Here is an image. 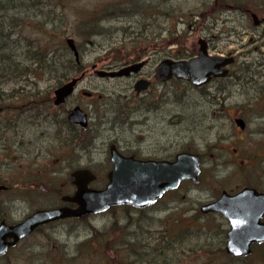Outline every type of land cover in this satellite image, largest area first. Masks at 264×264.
I'll use <instances>...</instances> for the list:
<instances>
[{"label": "rangeland", "instance_id": "rangeland-1", "mask_svg": "<svg viewBox=\"0 0 264 264\" xmlns=\"http://www.w3.org/2000/svg\"><path fill=\"white\" fill-rule=\"evenodd\" d=\"M225 2L226 0H0V33L6 35L12 32L11 35H6L7 41H3V36L0 38V55L4 58V65L15 68L14 71L18 72L3 79L4 90H9L15 84H27L24 86L25 92L44 99L52 95L59 79L67 81L84 70L86 74L78 83L69 104L79 103L86 108V100H80L79 94L81 90H86L92 93L90 101L95 105L94 108L90 105L87 109L97 113L96 116H105V121L98 124L99 128L91 133L90 142H82L83 146L75 152L59 145V142L54 143L53 137L57 133L55 125L48 122L51 118L48 116L39 125V132L43 134L39 139L38 159L33 158L38 152L35 149L29 150L28 158L25 153L22 157L18 154V158L12 160L0 156V178L7 181L11 188L0 194V213H8L11 219H19L33 209L61 202L59 195L72 191L68 186V173L81 165L91 168L98 175L99 181L103 182L104 174L109 169L106 162L107 139L116 138L121 145L126 141L131 143L134 139L131 125L119 123L113 125V129L110 126L114 116L117 120L122 119L123 115L118 113L123 111L122 107L125 105L122 103L124 95L121 92L130 94L132 82L125 78L99 77L93 73L92 65H95V69L106 70L107 64H123L124 60H118L123 59L125 51L131 52L134 47L147 44L149 39L145 35L151 32H161L159 40H169L172 53L193 51L198 46V38L206 36L211 28L208 25L207 29L196 30L195 26L200 24L197 15L232 13ZM258 3L259 0H254L253 4ZM244 5H248L247 0H239L235 3L237 7L231 10L242 11L241 7ZM219 27H222L220 21L211 31L217 47L244 51L249 46V38L246 36L220 37L217 33ZM67 37L74 39L78 58L76 60L71 57L73 64L70 69L62 65L52 68L49 64L52 58L60 61V57L63 60L69 57L64 56L62 48L63 45L67 47L64 41ZM46 50H49L46 63L36 64L35 62H39L38 54H43ZM53 51L54 54L51 55ZM45 65L46 68L42 69ZM64 71L65 75L62 77ZM230 88L232 95L225 98L223 103L217 102L215 105L207 101H201L197 105L189 97L183 102L179 98L172 99L171 118L169 117L171 125L167 128H170L169 132L177 142L171 145V152L179 150L178 147L201 152L204 155L202 179L197 186L185 182L176 189L177 192L165 194L154 207L170 209L164 212H142V220L137 223L141 225L137 227L148 228L145 224L161 222L171 225L166 230L168 236L174 235L179 228L186 230L175 238L183 236L188 239L189 235H194L193 240L196 239V234H201L199 240L204 244L203 256L207 254L205 248L214 252L217 255L215 264H264V254L257 247L250 257L232 259L224 256L223 221L212 215L203 216V220L197 221L193 213L194 208H198L212 194H218L221 189H238L246 181L259 183L264 189V135L250 132L251 127L241 130L228 115H238L239 109L243 111L244 95L249 94V89L245 85L236 84ZM33 114L36 112H30L28 117L23 115L27 120L22 119L18 123L21 127L25 125L28 133L36 127L35 123H31L34 118L30 115ZM93 120L98 121L100 117ZM257 122L262 126L261 118L258 117ZM153 137L159 143L162 136L150 134V142ZM38 166L39 180H36ZM122 206L112 207L99 214L51 222L1 256L0 264H126L137 252L132 254V246L119 244L125 237L122 229L128 228L125 224L131 225L132 219L139 218L140 215L133 209L127 210ZM193 223L195 226L191 225ZM159 228L158 225L152 226L153 231ZM206 239L207 246L204 242ZM139 252L144 251L140 249ZM203 262L206 263L205 257Z\"/></svg>", "mask_w": 264, "mask_h": 264}, {"label": "flooded vegetation", "instance_id": "flooded-vegetation-1", "mask_svg": "<svg viewBox=\"0 0 264 264\" xmlns=\"http://www.w3.org/2000/svg\"><path fill=\"white\" fill-rule=\"evenodd\" d=\"M215 1L224 2L225 0H215ZM238 1L239 0H226L224 4H227L228 7L233 9L234 7H237L235 6V3ZM247 2L248 5H244L243 7L240 6L242 8V11L240 9H236V10L230 9L229 11H233L232 13L229 12L224 14L197 15V18H199L200 20V24L195 26L196 30L200 31L203 29H207L206 26L208 25L211 27L206 36L198 38V40L202 39L204 41L206 45L207 55L220 56L225 62H227V64L222 66V69L226 70V73L223 76L211 75L212 77L207 82L201 85H194L190 81L177 78L175 75H171L170 77L164 80L158 78L155 75L156 74L155 69L163 59L188 60L197 57V51H198V46H197L193 51L190 52L177 51L176 53L174 52L172 53V49L170 47L171 45L170 41L166 40V38H164L163 41L159 40V38L161 37V32L158 33L155 32L154 34L153 32H151V34H146L145 37L147 36V39H149L148 43L141 44V46H138L139 48L134 47V49L131 51L134 55L131 56L130 58L128 57L127 59L123 58L121 60V62L124 60L123 64L117 66L114 64L106 65L107 68L106 70H117L127 65L139 64L137 68L130 70V72L127 75H120L114 77L104 76L108 78H118V79L125 78L127 80H130V83L132 82L130 94L129 93L125 94L123 91L121 92V94L125 96V97L123 96L124 101L122 102L125 104L122 107L123 111H118V113H120L121 116L123 115L122 119L117 120L114 118L115 117L114 116L110 121L111 123L110 126L113 129L114 127L113 125L119 123L120 125H123L125 123L131 125L134 131L133 133L134 139L131 142L132 144L129 141H126L125 142L126 144L124 143V145H121L120 141L116 138L109 137L107 139L108 146H107L106 162L107 165L109 166V169L112 166V163L110 161V152H109V148L111 144H114L117 151L123 156L125 157L130 156L138 161H147V160L171 161L174 159L175 155L178 152L185 151V152L197 153L200 157V173L198 176V181L194 183L190 179H184L180 182L179 187L185 182L190 183L193 186H197V184H199V182L202 179L201 177L204 169L203 166L204 155L201 152L188 149V147H178L179 150L175 151L174 153L171 152V145L177 142V140L174 137H172L171 133L169 132L170 128H167L168 126L170 127L171 125L170 118H171L172 99L179 98V101L183 102L186 101V99L189 97L190 100H194V102L197 105L200 104L201 101H207L215 105L217 102L223 103L225 101V98L232 95L230 86L235 84L237 86L245 85L249 89L248 91L249 94L246 93L244 95L245 98L243 102L245 107L243 111L239 109L238 111L240 113L238 115L235 114L236 116L230 113L228 115L231 116L233 120L236 117H241L244 120V127L241 130H245L248 127H251L253 129L249 128L250 132L252 131L258 132L264 135V129H263L264 128V0L261 1L259 0L258 4H253L254 0H247ZM219 21L222 22V27H219V29L217 30V33L220 37L230 38L231 35L232 37L239 35V36H246L249 38L248 39L249 46H246V50L241 51L236 48H228L227 50H223L222 48H219V46L217 47V45H214L213 42L214 36H212L211 31ZM228 21L230 23H227ZM190 22H193L195 24L194 21H190ZM170 32H171L170 29H168V33ZM242 48L243 46L240 49ZM85 74L86 73L84 72L83 77L85 76ZM81 79L75 85L74 91L71 93V95H69L65 99L63 103L57 106H53L52 104L53 93H52L50 98L47 99L48 109L46 114L39 113V107H38L36 114L30 116L34 118L31 121V123L32 124L35 123L36 127H34L33 131H30L29 133L27 132V127L25 125L21 127L18 126V123L19 121H22V119L27 120L28 115L30 114V112L33 111H29L28 110L29 108L21 109V110H10V109L6 110L5 108L7 107L9 108L13 107L11 103L0 105V152L3 150L2 151L3 153L0 156L12 160V159H17L18 154L20 155V157H22L21 155L25 153V156H27L28 158L30 154L29 150L35 149L38 152L34 154L33 158L38 159L39 139H40V135L43 134V132L42 134H40L39 132V125H42V122H44V120H46L48 116H51V118L48 119V122L55 125L54 127L55 130L65 129L63 123L64 120L68 121L72 126H74L75 129L76 128L77 129L82 128L84 130L87 129V132L85 133V136L84 138L81 139V141L90 142L92 136L91 133L97 130L99 128V125H101L103 121H105L104 119L105 116L104 114H102V116H96L97 113H92V111L89 108L87 109V107H89L90 105H93V108L95 107V105L92 103L93 101H90V99L92 98V93L89 91L81 90L79 93L81 95L80 100L83 99L86 100V108L80 106L79 103H74L71 105L69 104L70 102L69 99L71 98L72 95L75 94L78 83L81 81ZM75 105H79L87 114L88 124L85 128L71 122L67 118L68 109H70ZM27 112H29V114H27ZM23 115H27V117H24ZM39 115L41 116V118H39ZM95 117L96 119L100 117V120L94 121L93 119ZM258 117L261 118L262 126L260 125V122H257ZM128 119H130V121ZM254 119L256 121H254ZM150 134L152 135L157 134L159 136H162L160 139L161 141L157 143L156 137H153L152 142H150L149 139ZM80 167H87V166L81 165ZM37 168L38 169L36 170V172L38 178L36 180H39V166ZM108 170L104 174L103 182L101 180L99 181L98 175L92 170L95 173L96 178L89 183V186L95 188L103 187L107 181L106 174ZM0 185L3 186V188L0 189V194L6 193L8 192L9 189H11L7 181L2 180L1 178H0ZM68 186L72 188L71 192H73L74 187L71 184H69ZM245 186L253 187L257 191H264L261 185L254 181H248V182L246 181L242 186H240V188ZM240 188L238 189L234 188L229 190L221 189L218 194H212L207 201L202 202L198 206V208L197 207L194 208V212H193L195 213L194 215H196L195 220L197 221L203 220L204 219L203 216H208V215L215 216V218H219L223 221V223L225 224V229L223 232V242H224L223 250L225 254L224 256H229L232 259L250 257L257 248H259L261 253L264 254V241L251 243L250 244L251 251L247 255H233L227 253L225 250V243L227 240V232L230 228L227 218L220 212H215V211L203 212L201 209V205L215 200L223 190L227 191V193L229 194H233ZM177 191L178 190L176 189L167 190L152 205L143 208L132 207V209L135 212H139L140 210L143 212L149 210L150 211L157 210L163 212L168 211L170 207H154V205H156L157 202L165 194L171 192H177ZM61 196H63V194L59 195L61 202H58L53 206H59V205L73 206V204L70 202L62 201ZM7 206H9L8 203ZM173 209L177 210V208L175 207H173ZM28 213H26V215ZM25 216L19 219H11L8 213H0V221L4 220L8 224H13L23 219ZM149 216L152 215L149 214ZM138 219H139L138 217L137 219H134L135 223H131V225L125 224L126 227L128 226V228L122 229L123 232L125 233V237L123 240H121L122 243L119 244L129 247L132 246L133 249L132 254H136L135 252H137V254L139 255L137 256L136 254V256H134L131 260L130 259L127 260L126 264H212V263L215 264L216 260L214 259L217 258V255L214 252H211L210 250L205 248L207 254L203 256L204 244L203 241L199 240L201 239L199 237L201 234H196L197 235L196 239L193 240L192 238L195 237L194 235H189L190 237L188 239L184 238L183 236L175 238L177 236H181L182 235L181 231L186 229L179 228L178 230H176L177 232L174 235L168 236L166 230H169L167 229V227L171 226L170 224L166 225V224H162L161 222L155 224V222L152 223L150 222L148 224H145L148 226V228H138L141 225V224H137L138 221L136 222V220ZM260 221H264V215L261 217ZM154 225H158L160 228L153 231L152 226ZM191 225L195 226L194 223ZM201 225H205V224H201ZM173 226L175 227V224ZM142 227H144V225H142ZM20 242L21 241H19L18 243ZM204 242L205 245L207 246L208 245L207 239L204 240ZM15 246L9 248L6 253H8ZM135 246L137 249L136 248L134 249ZM140 249H142V251L144 252H139ZM215 252L218 253V250H216ZM204 257L206 259V263L203 262Z\"/></svg>", "mask_w": 264, "mask_h": 264}, {"label": "water", "instance_id": "water-1", "mask_svg": "<svg viewBox=\"0 0 264 264\" xmlns=\"http://www.w3.org/2000/svg\"><path fill=\"white\" fill-rule=\"evenodd\" d=\"M65 41L77 60L78 50L74 39L67 37ZM197 42V57L188 60L163 59L157 65L155 75L163 80L175 75L194 85L207 82L211 75L223 76L226 70L222 66L227 62L220 56L207 55L204 41L199 39ZM138 66L132 64L117 70H103L95 69V65H92L93 73L99 77L127 75ZM83 75L84 72H81L53 90V106L63 103L71 95ZM67 118L83 128L88 124L87 114L79 105L68 109ZM234 122L243 129L244 120L241 117H236ZM109 152L112 166L106 174L104 187H90L89 183L96 178L95 173L89 168H76L68 173V182L74 186L73 192L61 196L63 201L73 206L37 208L13 224L1 220L0 255L48 222L100 213L115 205L143 208L153 204L165 191L176 188L183 179L198 181L200 157L197 153L178 152L171 161H138L120 154L114 144L110 145ZM201 209L203 212H220L227 218L230 225L225 243L227 253L247 255L251 251V243L264 241V221H260L264 215V191L246 186L234 194L223 190L215 200L202 204Z\"/></svg>", "mask_w": 264, "mask_h": 264}, {"label": "trees", "instance_id": "trees-1", "mask_svg": "<svg viewBox=\"0 0 264 264\" xmlns=\"http://www.w3.org/2000/svg\"><path fill=\"white\" fill-rule=\"evenodd\" d=\"M7 26L10 29L9 23L7 24ZM11 34H12V32H8V34H6V35H11ZM6 35L0 33V38L3 36V39H5L3 41H7ZM6 44H7V42H6ZM6 44H4V45H6ZM2 47H4V46H2ZM60 47H62V46H60ZM62 48H63L64 56H69V57H67L65 60L61 59V57H60V61L52 58L51 61L49 62V64L52 65V68L56 65H62L66 69H70L71 65L73 64L72 58L74 57V55L68 46L64 47V45H63ZM0 49H2V48L0 47ZM47 51H49V50H46V52L43 54L42 53L38 54L37 60H39V62H35L36 64L44 63L47 60V56H48ZM54 51L51 53V55L54 54ZM36 52H38V51H36ZM45 55H46V58H44ZM127 55H130V57H131L134 54L132 52L127 51L124 53L122 58L127 59L128 58ZM1 56L2 55H0V105L11 103V105H13V107H10V108L7 107V108H5L6 110H8V109H10V110H21V109L29 108L28 110L33 111V112H36L38 107H39V113H46L47 109H48L47 99L50 98V96L42 99L41 96H39L37 98L36 94H34V93L25 92L26 90H25L24 86H26L27 84H23V85H16L15 84V86L13 85V87H10L9 90H4L3 87H5V83L3 82V79L10 77L12 75H15L18 72L14 71V70H16L15 68L11 69L9 66L4 65V63H3L4 58ZM121 60L122 59H119L118 61H121ZM112 61L117 62V60H112ZM44 68H46V65H45V67H42V69H44ZM64 73H65V71L62 73V77H63V75H65ZM62 80H63V78L59 79L57 82V85H60L62 83ZM30 116H32V115H30ZM63 123H64L65 129L55 130V133H57V135H59V136H57V135H56V137L54 136L53 138H55V139L53 141H54V143L59 142L58 143L59 145L66 147V148H71L72 151L75 152L77 148L82 147L81 139L84 138L85 133L87 132V129H85V130L82 128L81 129L80 128L75 129L74 126H72L66 120H64ZM61 131H62V133H61ZM122 207L128 208L127 210L132 209V207L126 206V205H123ZM114 208H115V206H114ZM142 212L143 211H141V210L139 212H135V213H138V215H140L139 219L136 220V222L137 221L139 222L142 220V216H143ZM128 219H129L128 221L131 220L129 217H128ZM135 219H137V218H135ZM149 221H151V220H149ZM175 221H177V220H175ZM132 223H135L134 219H132ZM41 228L42 227H39L36 230H39ZM115 246H119V245H115Z\"/></svg>", "mask_w": 264, "mask_h": 264}]
</instances>
